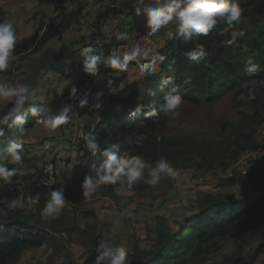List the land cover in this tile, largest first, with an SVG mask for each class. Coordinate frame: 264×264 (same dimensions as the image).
Here are the masks:
<instances>
[{
    "label": "trees",
    "instance_id": "16d2710c",
    "mask_svg": "<svg viewBox=\"0 0 264 264\" xmlns=\"http://www.w3.org/2000/svg\"><path fill=\"white\" fill-rule=\"evenodd\" d=\"M37 1L40 4L53 5L59 13L49 21L38 23L31 47L23 44L27 58L41 51L51 38L61 35L63 18L69 16L65 13V4L68 1L77 0ZM110 2L118 3L119 7L106 5L100 12L101 18L112 12L126 11L135 0H110ZM238 3L242 8L243 17L242 23L236 25V28L242 30L244 36L230 47L222 44V41L229 38L230 30L226 25H218L207 37L187 43L182 39H170L168 34H165L163 44L155 52L154 57L146 60L147 64H157L155 74H145L141 88L137 82H130L121 87L124 72L116 75L110 68L103 66L96 76L83 72L82 77L72 84L66 91L67 95L73 87L77 88L86 78L91 79L93 90L88 99L89 103L79 111L89 115L95 111L100 113L99 123L94 127L86 126L82 133L80 149L85 162L73 166V174L64 184L56 182L46 187L43 183L42 168L28 156L27 142L24 141L23 162L33 167L34 171L18 172L15 176L18 182L0 185V200H6L9 203L21 193L24 200L39 194L40 203L35 205L33 213H27L25 209L17 207L9 210L7 215H0V264H13L25 249L54 241V236L47 228L49 222L42 223L40 219V209L51 190L63 188L69 203L83 200L81 182L91 165L98 163L101 159L99 154L97 157H92L84 149L83 137L87 133L97 135L102 143L104 141L120 142L123 150L129 155H140L149 163L162 156L166 157L175 168L182 166L186 159H194L196 163L192 166H203L207 169L221 166L224 169L229 164L228 156H234L233 158L237 159L238 150H255L264 145L263 141L258 142L254 134L255 127L263 122L264 96L257 91V96L253 99L247 101L238 99L241 94L247 96L246 86L250 82L264 80V0H238ZM60 14L62 17L58 19ZM93 25L94 29L89 34L86 45H91L97 52L103 50L107 55L117 46L118 41L114 36L106 37L98 21H95ZM197 44H202L208 53L207 58L199 63L189 61L184 56L186 50ZM160 55L166 57L163 63L159 60ZM68 56L69 49L65 44L58 50L51 48L43 50L38 60L39 65L31 75L29 84L33 87L37 80L35 77L41 69L61 71L59 60ZM248 57H252L260 66L259 72L252 76L246 75L243 71L244 62ZM109 78L113 80L112 87L116 89L114 94L107 91ZM165 78L170 79L171 84L164 85L161 90L160 84ZM173 84L179 87L184 97L183 102L195 106L216 102L229 93H233L234 109L241 113V118L246 125L251 126L250 130L245 131L235 126L232 130L233 136L223 140L217 146H213L205 138L199 141L200 138L193 133L168 135L171 128L169 114L164 113L159 105L162 104L163 96L170 91ZM150 91H154L155 96L150 95ZM99 92L104 93L100 98L101 101L108 94V107L103 106L102 110H95L91 108V105ZM138 97L146 106L134 118H130L129 113L135 107ZM153 102L156 103L157 119L145 115L146 112L151 111L147 105ZM5 110L6 108H3L0 113ZM33 121L34 119L29 116L25 128L32 125ZM164 126L166 129L163 128ZM10 135L11 130H6L5 137L0 138V158H3L0 162L6 164L8 157L3 149L7 146ZM140 136L144 137L142 142L135 143V139ZM129 140L133 142L128 143ZM9 167L13 165L9 164ZM240 178L242 179V177L231 176L225 178L222 183L234 184ZM95 194H108L118 200L111 185L102 187ZM7 205L1 204L0 201V208H7ZM195 206L198 209L197 213L184 220L173 231L167 229L166 217L158 215L159 226L155 230L156 237L152 238L153 245L144 250L135 243L133 250L130 251L133 264H188L187 258L192 251L194 253L191 262L194 264H241V260L247 256L251 246L254 247L250 256L255 257L264 252V184L260 187L252 185L249 191L239 197H234L231 193L216 195L203 193L197 198ZM230 237L234 240L235 250L208 262L209 255L221 249V241ZM68 264H73V260L69 259Z\"/></svg>",
    "mask_w": 264,
    "mask_h": 264
},
{
    "label": "rangeland",
    "instance_id": "374dc122",
    "mask_svg": "<svg viewBox=\"0 0 264 264\" xmlns=\"http://www.w3.org/2000/svg\"><path fill=\"white\" fill-rule=\"evenodd\" d=\"M108 4L110 6L115 5L116 8L119 7L118 3L113 4L110 0L66 2L65 13L69 16L63 18V25H65L60 38L61 46L65 44L70 50V43L68 42L81 37L83 38L78 40H83L84 36L94 29L93 23L95 21H98L99 27L102 28L104 19L109 18L112 20V25L108 31L111 36H115L117 32L124 29L126 25L124 23L129 24L131 28H134L135 22L140 23V27L143 26L142 23H145V16L143 13L137 16L134 8H132L133 5L126 11L112 12L101 18V10ZM0 13V20H11L14 23L16 34L20 39L15 49V52L19 55L16 60L11 62L7 72L0 73V81L29 83L31 75L39 65L38 60L42 51L50 48L58 50L61 46L55 47L59 46L60 41L58 38H54L45 44L41 51L27 58L24 54L26 50H24L23 44H28L31 47L38 29V23L51 20L59 11L55 10L53 5L40 4L37 0H0ZM61 17L60 14L58 19ZM168 27L165 30L167 34L173 26L169 25ZM144 28L146 29V26L141 29ZM158 37L157 35L154 38L160 42ZM128 39L120 40V43L126 44ZM122 49L124 48L122 47ZM69 53L71 54V52ZM153 54L155 52L150 53V57ZM82 59L81 54H76L69 63H63L61 71H46L45 69L39 71L38 76L35 77L37 80L32 87L35 93L32 102L41 106L44 113L59 111L64 107L63 100L65 97L70 99V95H66L63 91L70 88L79 77L82 69ZM136 61L137 59L134 63L128 64L127 70L124 71L125 76L121 87L130 82H137L139 87H142L145 74L141 73L139 68L141 64H137ZM246 87L247 95L251 93L252 96L256 97V92L259 91L264 96V80L252 81V84ZM102 103L103 106L108 107V94L104 96ZM234 103L235 96L233 93H229L216 102L202 106L183 102L178 109V116L173 117L171 114L168 116L171 122L168 135L193 133L200 138L199 141L205 138L208 140L207 142L217 146L223 140L233 136L232 130L235 126L249 131L251 126L246 125L241 118V113L234 109ZM7 107H10V105L0 103V111ZM262 117L263 122L254 129L258 142L264 140V110L262 111ZM69 123L62 125L54 132H49L34 120L33 124L26 128V135L23 137L24 141L27 142V154L38 167L42 168L44 163L48 161L54 163L57 182L65 181L68 177L67 170H69L70 164L73 165L74 161L81 159V155H65L62 152L64 150L62 146L78 145L77 143H80L81 140L78 136L79 133L76 131L74 135L70 133ZM163 128L166 129V126ZM54 140L60 148L53 153V150L49 149L50 147H57L50 143ZM46 141H49L48 146L50 147L48 148H44ZM256 150L257 148L255 150H238L237 159H234V156L227 155L229 164L224 169L221 166L209 169L203 166H192L196 161L186 159L183 161V165L176 169L180 171L182 176L189 178L187 182L183 179L173 181L164 177L155 188L143 182L137 183L131 190L123 191L118 196V200L108 194H95L91 200L86 201L83 199L76 203L67 202L60 217L48 221L47 228L54 236V241L25 249L13 264H68L69 259L73 260V264H91L96 255L94 251L96 245L101 240L108 238L111 235L110 229L116 225H118V231L116 235L112 236L114 243H123L129 251H132L134 244L137 243L140 248L147 250L153 245L154 240L152 238L156 237L155 230L159 226L158 215L166 217L167 229L173 231L179 226L181 216L185 217L184 220H186L197 213L198 209L195 205L201 194L231 193L234 197H239L249 191L252 185L259 187L263 185L264 152L259 153ZM51 152L52 154L49 156ZM57 154L61 155L60 159ZM65 156H71V158ZM67 162L69 164H66ZM16 167L19 169V173H29L33 169L26 162H23L22 167L20 165H16ZM231 176L242 177L244 180L237 179L238 181L234 184L222 183L225 178ZM14 182H18L15 177L12 180V183ZM4 184L6 183L0 181V185ZM14 200L21 201L24 207L18 208L25 209L27 213L35 211V205L28 202V197L24 200L22 193ZM0 201L1 204H8L6 200L2 199ZM128 206H133L135 209L132 218L122 215L123 210ZM190 213L193 214L190 215ZM220 246L219 251L209 255L208 262L220 258L222 254L235 250L232 237L222 240ZM253 247L251 246L247 251V256L241 260V264H264V252L257 254L255 257H253L254 255L250 256ZM193 253L194 251L187 258L188 264H194V262H191Z\"/></svg>",
    "mask_w": 264,
    "mask_h": 264
},
{
    "label": "clouds",
    "instance_id": "9594fccd",
    "mask_svg": "<svg viewBox=\"0 0 264 264\" xmlns=\"http://www.w3.org/2000/svg\"><path fill=\"white\" fill-rule=\"evenodd\" d=\"M132 8H134L137 16L141 13L145 16L146 36L149 37L157 36L169 25L173 26V30L168 33L169 38L182 39L186 43L207 37L218 25H226L227 29L230 30L229 38L222 41L226 47L236 44L238 39L244 36V32L236 28V25L242 23L243 17V11L238 0H135ZM115 38L127 40L128 33L126 31L117 32ZM19 42L20 39L16 34L14 23L11 20H0V73L7 72L11 62L17 59L19 54L15 52V49ZM139 55V48L123 55L116 50H110L105 55L103 50L97 52L89 45L81 50L82 71L85 74L96 76L103 66L110 68L116 75H119L126 71L129 62L136 60ZM207 55L208 53L202 44H197L184 52V56L189 61L196 63L205 60ZM165 59L164 55L159 56L161 63ZM244 65L243 71L248 76H252L260 70V66L254 62L252 57H248ZM139 68L143 74H155V68L151 64H141ZM112 84L113 80L109 78L107 91L114 94L116 89L112 87ZM166 84H171V80L162 79L161 90ZM77 91V88L73 87L69 94L70 97H76ZM149 94L155 96L154 91H150ZM103 95L102 92L96 94V100L91 105L92 109H103V103L100 99ZM34 96L35 93L29 83L0 81V103L10 105L0 113V138L5 137L6 130H11V135L7 139V146L3 149L8 157V163L0 162V181L6 184L12 183L13 177L18 174L19 169L16 165L23 166V137L26 135L25 125L29 116L49 132H54L62 125L68 124L72 119L70 115L73 110L72 105H65L55 113L52 111L44 113L41 106L32 102ZM253 98L251 93L247 96L241 94L238 97L240 101ZM183 99L179 87L173 84L170 91L163 96V102L159 107L164 113L175 117L179 115L178 109L183 103ZM88 103L87 95H85L79 99L77 106L84 108ZM145 106L142 99L138 97L135 107L129 113L130 118H134ZM147 107L151 111L146 112L145 115L157 119L156 103L148 104ZM143 139L144 137L140 136L135 139V143L139 144ZM83 140L84 149L92 157H97V154L101 157L98 163L91 165L89 172L81 182L82 198L86 201L91 200L94 194L104 186H113L116 195L119 196L123 191L131 190L134 185L140 182L155 188L164 177L173 181L183 179L185 182L189 179L187 176H182L180 171L166 157L162 156L149 163L140 155H129L123 150L120 142L109 143L104 141L102 143L93 133L85 134ZM132 142V140L128 141V143ZM2 160L3 158H0V161ZM9 164L13 167H9ZM55 182V178L49 175L45 186ZM28 202L31 205H38L40 195L28 197ZM66 203L67 198L63 188L51 190L40 209L41 222L45 223L58 219L66 207ZM17 207H24V204L21 201L12 200L8 203L7 208H0V215H7L9 210ZM134 214L133 206L126 207L122 212V215L128 218H132ZM184 218L181 216L179 222L183 223ZM117 231L118 225L113 226L110 229L111 235L96 245L94 249L96 255L91 264H133V258L128 247L123 243H114L112 240V236L116 235Z\"/></svg>",
    "mask_w": 264,
    "mask_h": 264
},
{
    "label": "crops",
    "instance_id": "0c3cea01",
    "mask_svg": "<svg viewBox=\"0 0 264 264\" xmlns=\"http://www.w3.org/2000/svg\"><path fill=\"white\" fill-rule=\"evenodd\" d=\"M109 18H106V19H104L103 21H102V23H103V26H102V30L104 31V33H105V35H106V37H108V36H111V35H109L108 34V31L110 30V27H111V25H112V20H108ZM133 20V19H132ZM134 21H135V18H134ZM66 23V22H65ZM124 24H126L125 25V27H124V29H122L121 31H126V32H128V37L130 36V34L134 31V30H136V29H141L143 26H145V23H142L143 24V26L142 27H140V23H137V22H135V24H134V28H131L130 26H129V24H127V23H124ZM65 25V24H64ZM64 25L62 26V33H63V30H64ZM139 27V28H138ZM38 28V27H37ZM169 28V27H168ZM167 29V28H166ZM166 29H163L162 31H161V33L160 34H158V38L160 39V43L161 44H163V41H164V34L166 33ZM173 30V28H171V31ZM170 32V31H169ZM168 32V33H169ZM61 33V34H62ZM88 34H90V33H88ZM85 35L84 36V39L83 40H81V41H79L78 39H81V38H83V37H81V38H75V39H72V41H69L68 43H70V50H69V52H71V54L69 53V56L67 57V58H64V59H60L59 60V64H60V66H61V68L63 67V63H69V61L71 60V59H73V57L76 55V54H81V50L82 49H84L85 47H87V40H88V38H89V35ZM167 34V33H166ZM116 35V34H115ZM88 36V37H87ZM112 36H114V35H112ZM54 38H58L59 39V41H60V38H61V35L60 36H56V37H53V38H51L50 40H52V39H54ZM114 38H115V36H114ZM116 39V38H115ZM49 40V41H50ZM117 40V39H116ZM48 41V42H49ZM118 41V43H120V40H117ZM47 42V43H48ZM100 42V41H99ZM46 43V44H47ZM63 43H65V42H63ZM117 43V46L116 47H114L112 50H116V51H118L121 55H123V54H126V53H129V52H131L132 50H130V49H122V47H120L119 46V44ZM61 46V41H60V43H59V46H55V47H60ZM122 51V52H121ZM154 55L155 54H153L152 55V57H150V54L149 55H147V56H142V55H139L138 57H137V61H136V63L137 64H143L144 62L147 64L148 62L146 61V60H148V59H146L147 57L149 58V60L150 59H152L153 57H154ZM142 56V57H141ZM144 59H146V60H144ZM83 60V59H82ZM81 60V61H82ZM144 61V62H143ZM135 62V60L134 61H130L129 62V64L130 63H134ZM144 63V64H145ZM81 65H82V63H81ZM153 67L155 68V69H157V64L155 63V64H153ZM63 69V68H62ZM52 71H58V70H52ZM82 75H83V71H82V69H81V73H80V75H79V77L76 79V80H78V79H80L81 77H82ZM75 80V81H76ZM74 81V82H75ZM71 87V86H70ZM70 88H66L63 92H65L66 93V91L67 90H69ZM65 93H63L64 95H65ZM67 95V94H66ZM64 101V106L65 105H72V108H73V110H72V112L70 113V115H71V117H72V119H71V123H69L70 124V127H69V129H70V133H72L73 135L75 134V131L77 132V133H79V137H80V139L82 138V133H83V131H84V129H85V127L86 126H91V127H94V126H96L98 123H99V121H100V113H99V111H95V112H93V114L92 115H89V114H87L86 112H83V113H80V108L77 106V105H75L69 98H66L65 97V99L63 100ZM72 123H74V125H72ZM48 143H49V141H46L45 142V146H44V148H48V147H50V146H48ZM50 143H51V145H56L57 146V144H56V141L54 140V141H50ZM78 145H68V146H62V147H64V150L62 151L63 153H65V155H81V159L79 160V161H74V164L72 165V164H70V166H69V170H67V174H68V177L65 179V181H63V182H59L60 184H64L71 176H72V174H73V166L75 165V164H77V163H83V162H85V159H84V157H83V155H82V151H81V149H80V144H81V140H80V143L78 142L77 143ZM60 148V146H57V147H50V149L49 150H53V153L54 152H56L57 151V149H59ZM48 152V151H47ZM61 152V153H62ZM52 154V152L51 153H49V156ZM57 155H59L58 157H59V159L61 158V155L60 154H57ZM65 157H70L71 158V156H65ZM64 158V157H63ZM69 162V161H68ZM66 163V164H69V163ZM34 171V169H32L29 173H31V172H33ZM56 171V170H55Z\"/></svg>",
    "mask_w": 264,
    "mask_h": 264
},
{
    "label": "built area",
    "instance_id": "2783aa9c",
    "mask_svg": "<svg viewBox=\"0 0 264 264\" xmlns=\"http://www.w3.org/2000/svg\"><path fill=\"white\" fill-rule=\"evenodd\" d=\"M146 31H147V29H145V28L134 30L129 36L128 43H126V44L120 43L119 46L123 47L124 49H130V50H133L135 48H139L140 49V55H143V56H147L152 52L153 53L156 52L158 50V48H160L161 43L156 41L154 37L146 36ZM77 90L78 91H77L76 97H71V101L75 105H78L79 99L83 98L85 95H87V99H89L91 92L93 90V84H92L91 79L86 78L83 81V83L77 87ZM263 144H264V140H263ZM257 150L259 153H263L264 152V145L257 147ZM49 170H51V171L49 172ZM42 173L44 175V179H43L44 184L49 179V175H52L57 182L55 166H54V163L52 161H48V162L44 163V165L42 167ZM53 184H51V185H53Z\"/></svg>",
    "mask_w": 264,
    "mask_h": 264
},
{
    "label": "water",
    "instance_id": "95a60500",
    "mask_svg": "<svg viewBox=\"0 0 264 264\" xmlns=\"http://www.w3.org/2000/svg\"><path fill=\"white\" fill-rule=\"evenodd\" d=\"M254 81H256V80H254ZM250 84H252V82H250L248 85H250Z\"/></svg>",
    "mask_w": 264,
    "mask_h": 264
}]
</instances>
